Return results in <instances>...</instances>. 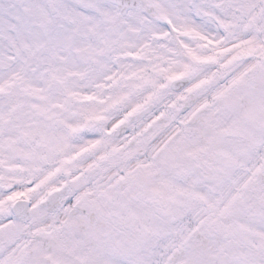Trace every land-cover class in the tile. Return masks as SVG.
Segmentation results:
<instances>
[{"label":"snow or ice","instance_id":"obj_1","mask_svg":"<svg viewBox=\"0 0 264 264\" xmlns=\"http://www.w3.org/2000/svg\"><path fill=\"white\" fill-rule=\"evenodd\" d=\"M0 264H264V0H0Z\"/></svg>","mask_w":264,"mask_h":264}]
</instances>
